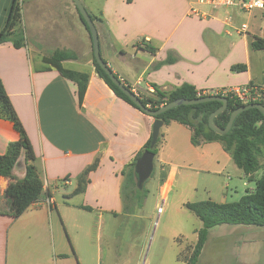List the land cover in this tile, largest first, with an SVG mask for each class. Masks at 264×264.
I'll return each instance as SVG.
<instances>
[{
  "label": "crops",
  "instance_id": "0c3cea01",
  "mask_svg": "<svg viewBox=\"0 0 264 264\" xmlns=\"http://www.w3.org/2000/svg\"><path fill=\"white\" fill-rule=\"evenodd\" d=\"M43 1L36 3L42 5ZM50 1L69 5L67 0ZM13 2L0 0V33ZM195 2L103 0L101 8L93 15L103 60L114 65L119 78L142 95H152L155 92L153 85L170 92L189 84L203 95H219L248 85L264 86L263 50L255 51L250 46L253 37H261L264 16L260 11V14L245 13L247 22L238 28L237 24L241 22L239 13L244 12L211 6L199 9ZM192 8L204 15H194ZM59 17L63 18L61 14ZM67 18L81 21L77 12L68 14ZM252 21L256 22L259 33L251 31ZM62 24L63 21L55 23L48 37L35 27L26 34L27 45L23 48H15L11 43L0 45V77L27 131L35 152L34 166L44 182L39 200L15 218L7 204L13 183L0 177V264H75L76 250L71 244L63 245L58 236L59 221L68 226L67 213L77 207L88 212L123 213L122 171L152 137L155 119L118 97L97 74L90 60L85 62V69L67 67L69 63L81 61L78 52L83 43L78 29ZM243 24L249 27L246 33L241 32ZM235 34L241 37L237 44L232 40ZM28 38L37 43L31 46ZM42 43L78 55V60L65 61L63 66L89 74L81 103L77 84L44 63L43 58L48 56L44 54ZM144 44L157 48V52L147 51ZM169 56L174 61L166 64ZM237 64H245L246 70L232 71ZM164 127L177 133L186 131L190 144L183 149L177 144H164L163 134L162 150L166 147L180 155L188 151L202 164L215 160L220 165L221 161L230 159L219 142L195 147L191 143L192 132L184 125L172 122ZM19 138L14 124L0 118V155L5 154L9 144ZM97 159L99 166L90 173L85 192L74 195L79 176ZM162 164L160 192L162 199L167 200L177 172L165 161ZM13 173L19 180L24 179L26 165L23 158ZM61 193L64 196L62 203L58 201ZM74 197H81V203L74 204L71 200ZM246 226L220 225L210 229L196 264L228 263L236 256V264H255L246 254L248 238L233 240L235 234L245 231ZM200 228L195 231L196 239L188 246L190 255L198 241ZM230 241L241 244V247L238 251H226L225 257H220L223 245L230 244ZM182 243L180 240V251L171 260L176 264H187L179 258L187 249H182ZM78 259L83 264L79 256Z\"/></svg>",
  "mask_w": 264,
  "mask_h": 264
},
{
  "label": "rangeland",
  "instance_id": "374dc122",
  "mask_svg": "<svg viewBox=\"0 0 264 264\" xmlns=\"http://www.w3.org/2000/svg\"><path fill=\"white\" fill-rule=\"evenodd\" d=\"M22 5V27L25 34L32 32L35 27L47 37L51 34L55 23L62 22L68 28L78 29L80 40L79 54L80 62L69 63L67 67L71 69H85L86 61L92 64V42L89 31L79 19L70 20L68 14L77 12V7L73 0H67L69 5H57L50 0L43 1L42 5H37L38 0H20ZM84 7L96 15V10L100 9L103 0H81ZM197 2V0H196ZM195 2V3H196ZM69 8V11L66 8ZM90 7H93V10ZM203 9L202 6H196ZM238 12V11H236ZM256 14L264 13L254 11ZM78 13V12H77ZM63 16L62 19L58 15ZM76 14V13H75ZM240 14L241 27L243 22H247L248 15ZM261 22L262 32L259 33L255 21H252V32H257L264 38V20ZM263 24V25H262ZM234 34V31H233ZM241 37L233 35L232 40L239 42ZM31 46L36 43L28 38ZM46 45L45 43L41 44ZM55 46H44V54L50 56ZM264 56V50L261 52ZM85 55V56H82ZM115 71L114 65H108ZM115 73V72H114ZM138 95V94H137ZM163 134L164 144H177L183 149L190 144L186 131L176 132L174 129L162 128L161 141L157 146V156L154 160V172L151 178L145 183L148 191L147 198L141 208L133 213H121L118 215L101 212H88L82 209L72 208L68 211V226L60 220L58 225V236L63 241V245L71 244L77 255L82 259L83 264H172L173 257L179 253V241L182 240L180 255L182 259L190 257L189 245L196 239L195 231L202 227V222L184 205L186 203H197L212 200L216 203H231L241 201L248 190L255 187V183L250 181V177L239 169L233 159H225L220 165L215 160L208 163H198L188 151L180 155L173 153L166 147L162 150ZM219 144V143H214ZM215 156V153L214 155ZM175 168L177 175L174 185L168 194L166 202L162 205V194L160 192V178L163 169V162ZM263 167L253 175L254 180L260 179L264 174V158L261 159ZM202 171H197V169ZM63 194L58 195V201L63 202ZM74 204L81 203V197L71 198ZM162 207V212L158 209ZM101 215V216H100ZM249 228V229H247ZM217 228L215 229V231ZM245 231L235 234L240 240L247 239L246 254L250 262L264 264V227L246 226ZM218 232V231H216ZM226 244V243H225ZM180 246V245H179ZM241 244L233 243L223 245L224 251L220 257H225L226 251L239 250ZM75 264H81L78 259ZM172 257V259H171ZM222 259V258H221ZM232 259V260H231ZM217 262V261H216ZM237 256L230 258V261H221L215 264H236Z\"/></svg>",
  "mask_w": 264,
  "mask_h": 264
},
{
  "label": "trees",
  "instance_id": "16d2710c",
  "mask_svg": "<svg viewBox=\"0 0 264 264\" xmlns=\"http://www.w3.org/2000/svg\"><path fill=\"white\" fill-rule=\"evenodd\" d=\"M132 0H128L131 2ZM79 17L86 29L90 33L92 42V64L97 74L107 83V85L115 92V94L140 110L129 97H127L110 79L106 72L100 67L95 59L93 51V41L90 29L85 20L77 9ZM93 21L96 20L92 16ZM11 43L15 48H23L27 45V37L22 27V5L20 0H14L4 29L0 33V45ZM251 49L255 51L264 50V39L253 37L250 43ZM144 48L155 54L157 48L144 44ZM79 57L74 52L56 50L50 56L44 57V63L57 69V71L66 79L77 84L78 96L80 103L86 93L89 74L67 69L63 66L65 61L78 60ZM105 61V60H104ZM174 59L169 56L166 64L172 63ZM105 63H107L105 61ZM163 64V63H162ZM160 64V65H162ZM246 70L245 64H237L232 67V71L243 72ZM116 74V73H115ZM119 78V76L116 74ZM123 80V79H121ZM131 90L132 85L123 80ZM155 92L152 95H142L136 91L145 106L152 110L176 100L187 99L193 100L205 96L194 86L183 84L181 87L173 91H162L156 85H153ZM219 95H222L219 94ZM228 99L227 109L215 118V123L222 129L227 127L231 114L237 108L245 106L235 97L225 96ZM250 104V103H248ZM264 106V102H260ZM222 106L221 102L212 101L194 106H179L166 111L165 113L153 117L164 122V126H169L172 122H177L188 127L191 132V143L195 147L203 144L219 142L223 149L233 159L235 165L241 169L246 176L250 177V181L255 183L252 190H248L245 197L239 202L216 203L212 200L186 203L184 207L193 213L201 222L202 227L198 231V241L195 244L190 257L182 259L187 264H196L206 244L209 230L220 225H248L264 227V174L254 180L253 175L258 172L263 164L261 159L264 158V114L258 109H250L242 112L235 119L232 129L225 135H219L210 128L209 117L213 112ZM141 111V110H140ZM142 112V111H141ZM0 118L10 120L14 124L15 130L19 133L20 138L16 142L9 144L7 152L0 155V177L7 178L13 183V187L9 192L7 204L14 213V217H20L29 207L37 202L44 191V182L38 174L35 162V152L29 139L27 131L13 106L11 99L5 89L3 81L0 77ZM161 134L155 148L152 150L157 155V146L161 141ZM152 137L137 154L135 159L126 166L122 171L124 182L121 189V198L123 201V212L133 213L136 209L141 208L147 198L148 191L139 190L137 187L135 166L137 160L143 153L150 149ZM23 158L26 165V174L24 179L19 180L13 173L15 166L19 160ZM99 166L97 159L91 166L79 176L78 185L74 191V195L85 192L89 184V175ZM87 209V208H86Z\"/></svg>",
  "mask_w": 264,
  "mask_h": 264
},
{
  "label": "water",
  "instance_id": "95a60500",
  "mask_svg": "<svg viewBox=\"0 0 264 264\" xmlns=\"http://www.w3.org/2000/svg\"><path fill=\"white\" fill-rule=\"evenodd\" d=\"M78 11L80 12L81 16L85 20L86 24L88 25L92 41H93V51L94 56L100 67L106 72V74L110 77L112 82L127 96L131 99V101L146 115L150 117H156L159 116L166 111L179 107V106H194L202 103L212 102V101H218L222 103V106L213 112L211 116L209 117V125L210 128L215 131L219 135H225L227 134L233 126V123L237 116L241 114L242 112L250 109H258L262 114H264V106L260 103H250L246 104L245 106H242L240 108H237L235 111L232 112L230 120L227 124V127L225 129L220 128L215 123V118L223 113L227 107H228V99L225 96L222 95H211V96H205L193 100H187V99H176L162 107H160L157 110H152L150 107L145 106L142 102L141 98L133 91L131 90L128 85H126L120 78L116 76V74L112 71V69L108 66L107 63L102 58L101 55V47H100V39L97 27L87 11V9L82 4L81 0H73ZM164 127V122L162 120H155L153 124V130H152V141L150 145V149L145 151L143 155L137 160L136 166H135V176H136V182L137 187L139 190H143L145 183L151 178L153 172H154V160H155V153L152 151L157 142L160 138L161 129Z\"/></svg>",
  "mask_w": 264,
  "mask_h": 264
},
{
  "label": "built area",
  "instance_id": "2783aa9c",
  "mask_svg": "<svg viewBox=\"0 0 264 264\" xmlns=\"http://www.w3.org/2000/svg\"><path fill=\"white\" fill-rule=\"evenodd\" d=\"M197 4L201 6H211L215 9L232 8L248 14L256 10L264 13V0H197ZM191 13H193L194 15H204L195 8L191 9ZM228 20L231 21V17H229ZM248 29V25L243 24L241 32L246 33ZM133 91L137 94L136 90ZM226 95L235 97L244 104L260 103L264 102V86L248 85L240 89H231L222 93V96ZM165 202L166 199L163 198L162 205ZM158 212H162V207L158 209Z\"/></svg>",
  "mask_w": 264,
  "mask_h": 264
}]
</instances>
